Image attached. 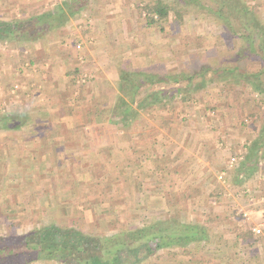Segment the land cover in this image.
<instances>
[{"label": "rangeland", "instance_id": "1", "mask_svg": "<svg viewBox=\"0 0 264 264\" xmlns=\"http://www.w3.org/2000/svg\"><path fill=\"white\" fill-rule=\"evenodd\" d=\"M8 1L13 5L15 0H7L8 7L4 11L0 8V13H3L0 20L19 18L13 16L15 9L12 10ZM135 1L137 4L124 7L126 12L131 10L130 20L100 22V27L110 33L105 37L109 45L100 52V79L112 76V66L116 71L115 80L108 81L104 77L105 82L110 83L106 89L108 93L100 80V95L105 94L110 100L105 109L100 107L106 112H100L98 116L100 125L107 121L106 114L112 113L121 95L117 81L119 64L123 61L130 60L135 68L146 66V61L152 66L164 63L167 73L173 74L189 70L190 67L186 68L187 65L181 61L196 57L198 49L192 44V37L196 35L208 37L206 42L214 49L208 61L215 64L228 59L244 45L237 35L238 27H234L236 32L229 33L206 9L200 7L198 9L203 12L196 14L193 11L195 6L189 7L192 10L188 12L183 8L186 13L179 25L174 14L170 13L164 25L165 32L161 33L145 26L144 20L138 18L137 6L153 0H132L131 3ZM200 1L213 9L216 7L213 0ZM243 1L248 9L254 8L252 20L263 21L264 25V0ZM89 12L83 11V15L77 16L79 19L72 17V20L56 21L54 18L51 24L59 26L46 30L35 40L0 42V59L7 60L0 74V234L21 233L45 223L57 222L76 225L96 235H111L158 220L175 219L203 226L208 234L205 247L191 242L185 248H163L139 264H264V229L257 234L259 240L255 243L239 247L232 240L237 229L251 230L264 220V214L259 212L264 206V147L253 146L264 125V95L255 92L247 83L229 79L223 86L225 82L215 84L207 81L190 97L186 92L175 95L167 105L169 109L152 111L142 107L137 109L136 119L128 123L108 121L120 132L100 134V143L103 142L98 152L100 159L97 157L100 167L94 163L96 151L93 150L87 151L88 163L93 162V166L78 165L83 161L81 158L69 156L68 159L70 153L58 147L70 140V135L64 132L48 134L51 139L54 136L62 139L59 144L56 140L51 149L39 151L26 144L25 139L36 135L29 133L32 125L72 126L70 122L63 121L67 111L62 110L61 105L67 107L71 104L68 100L73 98L69 96L79 95L74 94L73 86L81 83L82 86L85 76L84 72L74 75L70 70V85H60L62 88L56 94L51 91L47 95L45 87L32 79L38 77L40 71L34 66L32 68L33 62L30 64L27 54L26 58H20L18 48L32 49L33 43L41 42L43 46L53 44L48 32L56 29L66 28L74 32L75 29L80 30L84 23L92 25ZM141 12L146 14L144 10ZM177 29L180 31L176 32ZM127 39H136L139 44H135V48L141 53H131L132 46L127 45ZM81 40L73 41L77 54L69 69H83L81 65L86 63ZM125 49L122 56L116 53ZM20 59L23 60L21 66L18 65ZM89 59L87 62L94 61L92 57ZM247 65L258 66L259 61ZM41 74L44 81L47 76ZM261 76L264 78V74ZM227 83L233 84L230 92L225 88ZM173 85L159 83L154 88ZM182 96L188 97L183 99ZM37 106L38 111L42 106L51 110L52 117L47 113L45 122L34 120ZM6 118L7 121L14 120L18 126H1ZM117 136L119 139L116 141ZM47 137L44 134L43 141L47 145L53 144ZM108 141L114 144H108ZM253 147L255 156L250 150ZM79 150L86 153L85 149ZM33 155L38 156V164L33 165L31 159L28 160ZM254 159H257V164ZM165 160L173 163L168 171L165 170ZM66 161L69 164L66 165ZM89 170L90 175L87 174ZM221 172L224 177L220 179ZM250 212H254L253 217ZM27 264L61 263L38 259Z\"/></svg>", "mask_w": 264, "mask_h": 264}, {"label": "trees", "instance_id": "2", "mask_svg": "<svg viewBox=\"0 0 264 264\" xmlns=\"http://www.w3.org/2000/svg\"><path fill=\"white\" fill-rule=\"evenodd\" d=\"M213 1L216 5L215 9L204 5L200 0H153L137 6L138 18L144 20L145 26L155 28L161 33L165 32L164 25L169 20L170 13L174 14L179 25L182 24L186 11H191L194 6L196 10L193 11L196 14H201L206 9L229 33L236 32L234 27H238L237 35L244 45L234 51L228 59H225L226 61L215 64L208 61L213 54L211 52L213 46L206 42L208 37L196 35L192 37V44L198 49L196 57H188L185 61H181L187 65L186 68L190 67L189 70L173 74L167 73L164 63L152 66L146 61V66L135 68L130 60L123 61L119 64L117 81L121 95L113 107L111 122L128 123L136 119L138 116L136 111L142 107L152 111L160 108L169 109L167 105L175 95L186 92L190 97L207 81L216 84L218 81L227 82L231 79L241 84L247 83L255 92L264 95V78L261 76L264 74L263 21L252 20L251 14L254 8L248 9L243 0ZM200 7L203 10H199ZM142 10L146 14L142 15ZM67 12L71 14L74 12L70 2L59 4L54 9L37 16L0 20V42L10 39L35 40L46 30L59 26L51 22L54 18L56 21L61 19ZM232 22H236L238 26ZM179 31L177 29L176 32ZM125 42L132 46L131 53L135 51L141 53L135 48V44H139L136 39H127ZM126 50L116 53L122 56ZM18 53L23 59L20 47ZM117 60L122 61V58ZM254 61H259V65L248 67L247 63L251 65ZM22 63L23 60L20 59L18 65L21 66ZM79 72L78 68L73 71L74 75H78ZM159 83L175 85L154 88ZM225 88L230 92L233 84L227 83ZM188 96L182 97L185 99ZM5 120L1 122V126H16L14 120L7 121V118ZM253 146L264 147V125ZM254 147L250 149L253 151L252 156H255ZM254 163L257 164V159H254ZM207 238L208 234L203 226L197 223H181L175 219L158 220L150 225L111 235H96L76 225L68 226L51 222L21 233L0 234V264H27L38 259L54 260L61 264H139L156 255L163 248H185L191 242L201 243V246L205 247ZM257 240H259L257 234L248 229H237L235 233V242L239 247L255 243Z\"/></svg>", "mask_w": 264, "mask_h": 264}, {"label": "crops", "instance_id": "3", "mask_svg": "<svg viewBox=\"0 0 264 264\" xmlns=\"http://www.w3.org/2000/svg\"><path fill=\"white\" fill-rule=\"evenodd\" d=\"M0 2V8L4 9L8 7L7 0L3 3ZM132 0H15L14 4L12 5V1L10 2L12 6V10L15 9V15L19 18H28L27 16H37L42 14L43 12H46L45 10H52V6H56L59 4H63L64 2H70V4L74 7L73 14L67 12L62 18V21H66L70 18L72 20V17L78 18L77 16L79 14L83 15V11L89 12L90 20L92 21L91 24H85L84 26L79 29H75L74 32L69 29L64 30H53L48 32L49 33V39H53L54 43L48 44L47 46H43L42 42L39 44L33 43L30 48H24L22 49L23 57H25V54L28 55V59L33 62V66L35 67V70L40 71L38 74V77H33V81L36 84L45 87V93L47 95L49 93H57L61 86H69V79L71 77L68 76V73H70L69 69L70 65H73V62L75 61V56L77 54V49L73 45V41H78L82 39V54L85 56L86 63L81 65L80 72H84V78H82L85 83L81 86L80 85H74L73 86V92L74 94L79 93V95L69 96L71 100H68L71 102L70 105H61L62 110H66L65 116H63L64 122H70L72 126H65L64 127H42L40 125H32L30 126L29 133L30 134H36L33 137H29L26 140V144L30 145L33 149L41 151L42 149H51V146L59 144L61 142V138L54 136L52 139L50 137H47L48 134H55V133H61L64 132L70 135V140L67 141L64 144H59L66 152L70 153V155H67L68 159L69 156L72 158H81L83 161L82 163L78 164L82 167H89L93 166V162L88 163L89 154L88 153L93 150L96 151V161L94 163H97V167H100V155H98V152L100 151V134H105V132H113L118 133L120 132V129L116 126L112 128L108 121H110L111 114H106L107 121L102 123L100 125V117H98L101 113H106L104 111L100 110V107L106 108L108 103L110 102L109 99H107L104 95H100V80L103 82V89L105 92L107 87H109L110 83L105 82L104 77L108 81L115 80V69H113V66L111 67L112 70V76L106 77L103 76L102 79H100V66L102 65L100 63V52L106 48L108 41L105 37H108L110 33H108L107 29H102V26L100 27V22L106 23V22H112L114 20L119 21H125L130 20L131 10L126 12L125 6L127 5H133V3L137 4V2H132ZM52 7V8H51ZM114 7V8H113ZM117 7V8H115ZM79 11H81L79 13ZM2 12V11H0ZM7 12V11H5ZM0 19L3 16V13H0ZM13 14V13H12ZM81 21L83 19L81 18ZM133 15V13H132ZM79 19V18H78ZM56 28V27H55ZM127 31L125 30V33ZM112 33V30H111ZM113 34V33H112ZM84 39V40H83ZM93 40V42L90 41ZM69 44V45H68ZM81 44V43H80ZM102 47V48H101ZM43 55V56H42ZM42 56V57H41ZM27 57V56H26ZM25 57V58H26ZM94 60L92 62L89 58ZM1 60V59H0ZM6 60V59H5ZM83 63V61H82ZM7 64V60H1L0 61V74H2L3 69L5 68ZM31 64V62H30ZM107 64H110V60L107 62ZM78 67V66H77ZM79 68V67H78ZM89 68V69H87ZM23 69L24 66H23ZM34 69V68H33ZM110 69V68H109ZM115 71V72H114ZM99 72V73H98ZM38 73V72H37ZM45 73V76H47L44 81L41 80L42 74ZM62 77L63 79H60ZM36 78V79H35ZM38 78V79H37ZM40 78V80H39ZM43 79V78H42ZM46 81V82H45ZM40 82V83H39ZM35 84V85H36ZM112 84V82H111ZM61 85V86H60ZM86 89H85V88ZM99 87V88H98ZM62 88V87H61ZM81 88V89H80ZM43 92V93H44ZM44 93V94H45ZM108 93V92H107ZM106 93V94H107ZM82 94V95H80ZM59 97V96H58ZM101 99V100H100ZM67 101V102H68ZM39 104V103H38ZM101 104V106H100ZM39 107L37 106V110L34 112V120L41 122L44 121V118H47L45 116L47 113L51 116V110L47 109L46 107H41L40 111ZM107 110V109H106ZM112 112V111H111ZM34 121V122H36ZM80 121V122H79ZM37 122V123H38ZM60 123H62L60 121ZM18 125H16L17 127ZM19 128V127H18ZM59 128L61 131H59ZM64 129V130H63ZM119 129V130H118ZM114 130V131H113ZM103 131V132H102ZM44 134L45 138L47 137V140L53 144L47 145L44 140ZM69 138V137H68ZM119 139V136L116 137V141ZM108 144H114L113 142L108 141ZM107 145V144H104ZM65 146V147H64ZM80 148L85 149L86 153H80ZM84 151V150H83ZM26 156V155H24ZM66 157V158H67ZM99 159H98V158ZM91 158V157H90ZM31 159V162L33 165L38 164L37 159L38 156L29 157L28 160ZM169 160H165L164 166L166 167L165 170L168 171V167L172 165L173 163L168 162ZM182 162V161H181ZM169 163V165H168ZM69 164L68 161H66V165ZM151 167V166H150ZM146 171H148L146 169ZM149 173V172H148ZM152 173V172H151ZM90 175V170L87 173ZM93 176V174H91ZM100 174L97 173V177H99ZM90 178V177H89ZM88 178V180H90ZM255 212V211H254ZM254 212H250L251 216L254 214ZM259 212L261 213L260 209ZM256 213V212H255ZM253 217V216H252ZM235 242V238L232 239Z\"/></svg>", "mask_w": 264, "mask_h": 264}, {"label": "built area", "instance_id": "4", "mask_svg": "<svg viewBox=\"0 0 264 264\" xmlns=\"http://www.w3.org/2000/svg\"><path fill=\"white\" fill-rule=\"evenodd\" d=\"M224 177V173L221 172L219 174V178H223ZM261 213L264 214V206L261 207L260 209ZM262 229H264V220L259 224V225H255L253 227H251V230L255 233V234H260L262 232Z\"/></svg>", "mask_w": 264, "mask_h": 264}]
</instances>
